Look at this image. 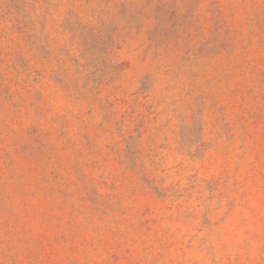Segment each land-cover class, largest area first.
<instances>
[{"label":"rangeland","instance_id":"1","mask_svg":"<svg viewBox=\"0 0 264 264\" xmlns=\"http://www.w3.org/2000/svg\"><path fill=\"white\" fill-rule=\"evenodd\" d=\"M0 264H264V0H0Z\"/></svg>","mask_w":264,"mask_h":264}]
</instances>
